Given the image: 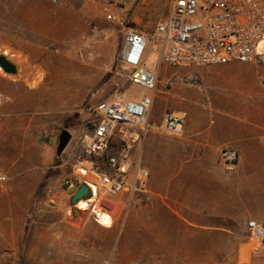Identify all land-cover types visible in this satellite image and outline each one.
<instances>
[{"label":"rangeland","instance_id":"374dc122","mask_svg":"<svg viewBox=\"0 0 264 264\" xmlns=\"http://www.w3.org/2000/svg\"><path fill=\"white\" fill-rule=\"evenodd\" d=\"M35 5L37 11L50 8L52 11H62L61 0H35ZM170 5L171 0H140L126 27L151 36L157 24L167 19ZM58 19L61 21L60 16ZM74 20L78 22L79 16L76 15ZM86 22L90 26L89 31L84 33L81 27V31L73 27L77 30L66 32L58 28L57 32H52L55 39L49 41L45 38L47 31L42 22L37 20L35 59L46 62L14 63L18 69L16 75H8L0 68V88L3 85L1 79L11 81L6 95L0 92V111L4 108L7 113L0 115V167L3 170L5 167L8 175L6 184L28 179L23 182L27 187L35 178V183H40L44 190L43 200L64 202L69 214L68 229L62 225L64 231L61 233L59 230L53 231L46 242L38 240L41 247L36 248L29 264H264V246L259 251L254 250V242L247 228L251 220L249 212L259 207L264 211V192H237L235 177L230 175L226 202L222 200L220 203V193L212 191L207 200V204L211 205L207 207V224H192L183 218L167 215L173 205L170 199L172 193L158 196L146 193L112 194L100 186L96 170L91 169V163L98 165L101 162L87 157L83 159L87 162H80L82 138L90 128L89 118L97 117L94 108L99 102L110 99L116 93H122L127 98L133 94H149L132 85L128 72L121 68L117 69L119 72L113 79L116 64L101 62L94 52L109 40V35L93 31L95 22L90 19H86ZM125 34L126 30L121 28V42ZM69 36L71 38L67 39ZM161 48L158 41L151 46L147 67L158 68ZM258 51H264V41L259 44ZM1 54L11 60L0 49ZM67 55L77 59V62H62ZM75 68L83 75L78 89H75V80L60 78L56 74L65 70L74 71ZM42 70L47 71L46 76L32 78L35 74L41 75ZM22 72H28L30 78L22 79V75H25ZM230 73L242 78L245 83H264V65L248 63ZM11 79L19 80L12 82ZM119 85L121 88L116 90L115 87ZM63 130L69 131L73 139L65 149L66 153L58 156L59 135ZM35 154L45 159L41 166L45 174L37 177L30 175L31 159ZM48 158L53 163L51 172L44 169ZM68 160H73L76 167H69L67 172L60 170L58 166ZM237 164L232 168L223 166L230 172ZM88 181L97 184L98 195L96 198L92 195L87 200L88 207L80 210V220L75 221L69 187H79ZM12 192L3 193L0 188V199L5 196L6 202L1 206L7 207L9 212L7 217H0V255L6 264L19 263L18 247L13 244V229L17 227V212L21 207L22 211L27 210L32 196V192L23 191L18 201L13 200ZM181 196L184 198L181 202L187 204L188 192L181 193ZM221 196L225 197L224 192ZM142 197L144 200H141ZM101 203L112 207L110 212H103L112 218L111 229L103 227L96 220L97 214L101 213ZM1 206L0 209H3ZM176 210L187 216L193 211L182 206Z\"/></svg>","mask_w":264,"mask_h":264},{"label":"crops","instance_id":"0c3cea01","mask_svg":"<svg viewBox=\"0 0 264 264\" xmlns=\"http://www.w3.org/2000/svg\"><path fill=\"white\" fill-rule=\"evenodd\" d=\"M60 10L62 11H52L50 8L47 11H37L35 0H0L1 52L11 57L9 60L13 63H44L46 61L35 59L37 20L42 22L45 32L47 31L45 38L52 41L53 38L55 39L52 32H57L58 28L66 32L76 31L77 29L73 27L79 28V31L83 29L84 33L89 31L90 26L86 19H90L95 22L93 31L105 32L109 35L106 43L94 49L97 58L107 64H116L113 79L119 72L118 68L127 71L129 76L131 69L120 59L124 40L121 42L119 33L121 28L124 30L125 27L95 20L87 6V0H61ZM76 15L79 16V23L74 20ZM59 16L61 21L58 19ZM70 38L69 36L67 39ZM64 60L62 62L67 63L68 60L71 63L77 62V59L68 55ZM247 64L232 62L223 65L172 67L159 61L155 70L147 67L146 62V67L157 73L153 105L149 111L151 129L142 133L140 143L131 155L130 163L132 171L138 167L149 171L146 194L158 196L162 193H172L170 199L173 205L167 215L183 218L192 224H207V207H211L207 204V200L210 199L212 191H215L220 193L219 202L221 203L222 200L226 202L230 175L235 177L237 192H264V83L252 81L245 83L242 78L230 73ZM22 74H25L22 75V79L30 78L27 76L28 72ZM40 74L39 76L35 74L32 78L40 79L46 76L47 71L42 70ZM56 74H59L60 78L75 80V89L80 88L79 81L83 79V75L77 68L74 71L65 70ZM1 80L3 85L0 92L6 95V88L11 81L4 78ZM11 80L17 82L19 79ZM115 88L119 90L121 85ZM0 112L1 116L7 115L4 108ZM167 113L185 118L181 134L173 136L162 130ZM96 118H89L90 126ZM89 131L90 128L86 133ZM72 139L71 134L69 144ZM118 148V141L112 140L107 156L116 155ZM226 148L237 151L239 157L237 166L230 172L220 159L222 151ZM31 161L30 175L33 177L44 175L41 166L44 165L45 159L35 154ZM62 162L58 168L65 172L71 166L76 167L73 160ZM52 164L51 158H48L44 169L51 172ZM3 171L5 172V167ZM25 181L15 180L0 187L3 193L13 191V200L18 201L21 200L18 198L21 192H32L31 203L27 210L22 211L23 207H21L17 212V227L13 229V244L18 247V264H29L36 248L41 247L37 241L46 242L50 233L57 230L61 233L64 231L61 226L63 225L67 230L69 224V214L64 202L51 199L44 201L42 185L35 183L36 179L33 178L32 184L30 186L26 184L27 187H24ZM185 192H188L187 204L181 202L184 199L181 193ZM222 192L225 194L223 198ZM2 197L0 206L6 204L5 196ZM180 206L191 208L193 211L191 210L187 216L176 210ZM96 207L94 205L95 209ZM7 209V207L0 209V217L8 216ZM80 210L79 205L76 206V210L72 208L75 221L80 220ZM100 210V214H104L103 212H110L112 207L101 203ZM249 216L251 220L264 223V211L260 207L249 212ZM112 224L109 227L102 226L111 229ZM5 261L0 255V263L6 264Z\"/></svg>","mask_w":264,"mask_h":264},{"label":"built area","instance_id":"2783aa9c","mask_svg":"<svg viewBox=\"0 0 264 264\" xmlns=\"http://www.w3.org/2000/svg\"><path fill=\"white\" fill-rule=\"evenodd\" d=\"M139 1L87 0L95 19L125 27L120 59L131 69L130 83L149 93L133 94L131 98L116 93L98 103L94 108L97 118L82 138L80 162L86 161L84 157L100 161L98 165L91 163V169L96 170L100 186L115 195L148 190L149 171L141 167L132 171L130 161L142 133L151 129L149 111L157 73L148 69L146 62L154 42L162 47L160 62L172 67L232 62L264 65V51H258L264 41V0H171L167 19L157 24L151 36L126 27ZM184 124L185 118L167 113L162 130L176 136L182 133ZM114 139L118 141V153L107 156ZM220 159L232 168L238 153L226 148ZM7 181L8 175L0 168V186ZM247 228L254 250L259 251L264 246V225L249 220Z\"/></svg>","mask_w":264,"mask_h":264},{"label":"water","instance_id":"95a60500","mask_svg":"<svg viewBox=\"0 0 264 264\" xmlns=\"http://www.w3.org/2000/svg\"><path fill=\"white\" fill-rule=\"evenodd\" d=\"M0 68L4 73L8 75H16L18 72L17 66L11 62L5 55H0ZM71 140V134L67 130H63L59 135L57 154L61 155L67 148ZM69 186H66V188ZM69 192L72 193L71 203L73 204V209L76 210V206L82 201H87L93 195L91 187L87 183H83L79 187L70 186Z\"/></svg>","mask_w":264,"mask_h":264},{"label":"bare ground","instance_id":"6f19581e","mask_svg":"<svg viewBox=\"0 0 264 264\" xmlns=\"http://www.w3.org/2000/svg\"><path fill=\"white\" fill-rule=\"evenodd\" d=\"M21 70V69H20ZM63 86V85H62ZM69 86V85H68ZM58 91V90H57ZM58 98V97H57ZM43 99V98H42ZM58 100V99H57ZM59 102V101H58ZM83 173L86 174V172L83 170ZM89 185L92 189L93 192V196L96 198L98 195V186L95 182L93 181H89ZM79 207L81 209H86L88 207V201H82L79 203ZM97 220L98 222L105 226V227H109L112 224V218L111 216H109L108 214H97Z\"/></svg>","mask_w":264,"mask_h":264},{"label":"trees","instance_id":"16d2710c","mask_svg":"<svg viewBox=\"0 0 264 264\" xmlns=\"http://www.w3.org/2000/svg\"><path fill=\"white\" fill-rule=\"evenodd\" d=\"M27 228H28V226H27Z\"/></svg>","mask_w":264,"mask_h":264}]
</instances>
